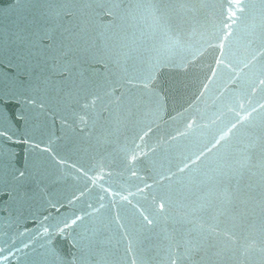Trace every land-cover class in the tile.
I'll return each mask as SVG.
<instances>
[{
  "label": "water",
  "instance_id": "water-1",
  "mask_svg": "<svg viewBox=\"0 0 264 264\" xmlns=\"http://www.w3.org/2000/svg\"><path fill=\"white\" fill-rule=\"evenodd\" d=\"M0 264H264V0H0Z\"/></svg>",
  "mask_w": 264,
  "mask_h": 264
}]
</instances>
